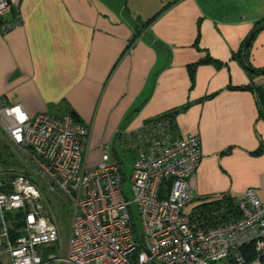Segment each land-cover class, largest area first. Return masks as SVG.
Returning a JSON list of instances; mask_svg holds the SVG:
<instances>
[{
  "label": "crops",
  "instance_id": "1",
  "mask_svg": "<svg viewBox=\"0 0 264 264\" xmlns=\"http://www.w3.org/2000/svg\"><path fill=\"white\" fill-rule=\"evenodd\" d=\"M140 1L20 0L21 24L0 33V98L88 126L92 165L117 131L171 114L175 136L201 142L186 214L247 189L264 202V117L240 89L264 90V75L238 60L257 30L246 56L264 68V0H175L148 25L162 9L143 19Z\"/></svg>",
  "mask_w": 264,
  "mask_h": 264
},
{
  "label": "built area",
  "instance_id": "2",
  "mask_svg": "<svg viewBox=\"0 0 264 264\" xmlns=\"http://www.w3.org/2000/svg\"><path fill=\"white\" fill-rule=\"evenodd\" d=\"M19 2L0 0V33L21 24ZM89 141V127L68 114L31 117L0 98V153L16 164L0 165V264H264V202L253 189L235 201L237 219L202 225L184 212L196 195L199 136H175L163 116L117 131L113 142L132 154L131 199L119 154L104 145L88 167ZM54 245L58 256L38 251Z\"/></svg>",
  "mask_w": 264,
  "mask_h": 264
},
{
  "label": "trees",
  "instance_id": "3",
  "mask_svg": "<svg viewBox=\"0 0 264 264\" xmlns=\"http://www.w3.org/2000/svg\"><path fill=\"white\" fill-rule=\"evenodd\" d=\"M165 9L166 8H163L162 11L160 13H158L156 16H154L151 20H149L146 23V25L150 24L153 20H155ZM258 25H260V21H258ZM261 27H264V25L258 27V30ZM256 31L257 30H255L253 32L256 33ZM135 39H136V37L128 42L126 49H125V52L130 51L132 45L135 42ZM246 53H247V50H246ZM246 59H247V56H246ZM238 60L242 64L241 58H240V51L238 54ZM204 62H212V60H210L209 58H205V59L201 60L199 63H204ZM242 66H243V64H242ZM244 69H245V67H244ZM262 69H257V70H262ZM249 73H251V72H249ZM252 75L256 76L255 74H252ZM240 89L250 90L255 95L256 100L258 102V106H259V116L264 117V90L261 87L253 86V85L242 87ZM163 117L168 118L170 120V123H172L171 114L163 115ZM74 121H76V120H74ZM171 130H172V125H171ZM6 157H8L6 152L3 154L0 153V165L1 166H3V167L16 166V164L13 160H9ZM235 201H236L235 198L227 196V195H223L219 198H215V199L208 201V202H203L202 204L194 207L190 213V216L193 217L195 220H198L202 225H211V226L216 225L218 223H223L226 221L234 220V219H237L240 215L238 209L234 206ZM248 248H249V246L243 247L242 253H245L247 250H249ZM245 259L248 260L247 256H245ZM262 262L264 263V259H262Z\"/></svg>",
  "mask_w": 264,
  "mask_h": 264
},
{
  "label": "rangeland",
  "instance_id": "4",
  "mask_svg": "<svg viewBox=\"0 0 264 264\" xmlns=\"http://www.w3.org/2000/svg\"><path fill=\"white\" fill-rule=\"evenodd\" d=\"M175 0H142L140 1L142 3V11H143V19H147L146 17H150L152 16L154 13H157L158 11H160L161 9H163L165 6H167L168 4L174 2ZM213 2L212 3H215L217 4L219 0H212ZM157 11V12H156ZM111 148L112 149H115L117 154H119L120 158L123 160V164H122V171H123V174H124V189L128 195V197L131 199V193H130V188H129V178H130V175H131V169H132V154H128V153H123L118 145L114 142L111 143ZM91 152H94V151H90L88 152V159L90 161H92L96 156L95 154L92 155ZM103 152V151H102ZM102 152L100 151V155L102 154ZM100 159V157H99ZM89 163L87 162V165L88 167L89 166H94L92 165L90 162ZM99 161V160H98ZM97 161V163H98ZM96 163V164H97ZM95 164V165H96ZM132 208L134 209V221H135V226H136V230L137 232L140 233L141 231V228H140V221H139V218H138V215L135 211V206L132 205ZM191 208V205H187L185 208H184V212L188 213L189 212V209ZM66 212L69 213V210L66 209ZM15 214L14 211H11V212H7L5 213V217L7 219H9L10 217H12V215ZM56 221H57V224H58V227L60 229V239L62 241V249L64 248V244H65V241H66V238L68 236V222H69V219H68V215L66 217V215L64 214H61L60 217H58V215L56 216ZM135 234V232H134ZM39 252H42L44 253V255H55V256H58V245H54V246H50L48 249H38Z\"/></svg>",
  "mask_w": 264,
  "mask_h": 264
},
{
  "label": "water",
  "instance_id": "5",
  "mask_svg": "<svg viewBox=\"0 0 264 264\" xmlns=\"http://www.w3.org/2000/svg\"><path fill=\"white\" fill-rule=\"evenodd\" d=\"M254 35H255V32H252L245 38L240 48V58H241V62L243 66L245 67V69H247L252 74L259 76V75H264V68L262 70H257L253 68L246 59V50L248 49L249 44L251 40L253 39Z\"/></svg>",
  "mask_w": 264,
  "mask_h": 264
}]
</instances>
